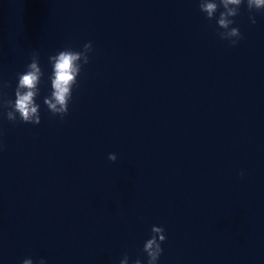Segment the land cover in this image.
<instances>
[{
  "label": "clouds",
  "instance_id": "1",
  "mask_svg": "<svg viewBox=\"0 0 264 264\" xmlns=\"http://www.w3.org/2000/svg\"><path fill=\"white\" fill-rule=\"evenodd\" d=\"M242 5H246L253 24L256 23V19L252 13H264V0H199V10L205 14V18L210 21L216 20L218 37L228 41L233 47L243 38L239 28L232 26L235 23L233 18L239 15ZM221 9L223 10L221 11ZM92 51V42H88L83 45L80 51L66 47L48 57V62L51 65V74L48 76L51 91L50 95L44 98L43 103L54 116H59L63 120L68 114L73 89L78 86L77 77L83 66L89 63V53ZM44 75L40 66L39 53L34 51L26 70L18 74V83L14 91L15 99H5L0 96V109H7L3 114L6 115L8 121L15 123L19 117L20 122L40 124V105L36 103V98L40 94L39 85ZM108 159L115 162L117 156L110 153ZM165 240L164 228L152 226L151 238L145 241L142 249L147 256L146 264H158L163 253L161 245ZM22 264H34V262L31 258H26ZM38 264H47V262L41 258ZM119 264H129V257L125 255ZM133 264H143V262L136 259Z\"/></svg>",
  "mask_w": 264,
  "mask_h": 264
}]
</instances>
